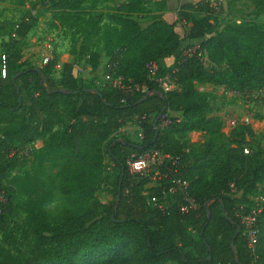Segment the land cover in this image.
Returning a JSON list of instances; mask_svg holds the SVG:
<instances>
[{"label": "trees", "instance_id": "1", "mask_svg": "<svg viewBox=\"0 0 264 264\" xmlns=\"http://www.w3.org/2000/svg\"><path fill=\"white\" fill-rule=\"evenodd\" d=\"M162 3L132 0L122 14L110 16L109 24L101 18L87 20L82 0L50 3L52 25H87L99 37L100 53L116 66L117 75L147 87L146 93L125 103L118 91L88 86L75 78L70 64L62 65L57 87L50 81L57 60L43 68L26 62L23 46L38 25L37 17L28 14L8 35L0 54L4 71V77L0 72V232L16 217L7 185L18 162L14 151L28 150L36 142L43 143L38 150L41 164L60 169L58 191L64 207L52 216L41 204L37 206L31 218L32 246L0 264H237L236 257L240 264H251L242 232L234 240L240 226L235 213L248 198L264 196L259 191L264 181V132L239 126L229 136V147L217 148L214 141L221 139L223 124L208 117L209 93L199 89L211 86L240 94L263 89L264 28L236 23L218 32L220 15L213 20L196 18L212 14L205 0L180 6L174 24L159 15L146 24L133 18L146 14L149 6L163 11ZM183 23L187 26L182 37L175 28ZM192 41L203 42L184 60L183 53L194 47ZM100 53L91 57L93 68L99 65ZM173 57L174 64L159 67L150 80L148 67ZM167 77L175 88L169 92L157 83ZM92 89L102 98L91 94ZM170 113H181V119L162 128ZM144 116H152L153 121L143 122L142 139H113L127 123ZM254 120L264 122V117L257 115ZM193 133L208 135L209 141L202 149L203 159L191 165L192 152L184 150L179 140L186 143ZM150 150L182 158L181 177L190 184L198 212L182 215L174 205L164 212L147 206L148 197H159L161 191L132 176L126 160ZM107 161L115 174L113 200L101 205L97 194L106 181ZM232 185L236 195L230 193ZM259 228L256 264H264V212Z\"/></svg>", "mask_w": 264, "mask_h": 264}, {"label": "rangeland", "instance_id": "2", "mask_svg": "<svg viewBox=\"0 0 264 264\" xmlns=\"http://www.w3.org/2000/svg\"><path fill=\"white\" fill-rule=\"evenodd\" d=\"M82 1L84 17L92 21L101 18L103 24L110 23V16L122 14V9L125 5L123 0ZM169 2H173L172 6L175 7V10H178L182 6L181 4H184L183 0H163L162 4L166 7ZM223 2L222 14L220 13V16L217 17L218 32L236 23L256 24L264 28V0L258 2L249 0H223ZM50 3L46 0H0V54L3 53V46L7 43L8 35L14 30L15 25L31 16V9L37 10L38 25L31 31L24 42V60L33 66L39 67L42 56L48 55L52 58V61L57 60L63 66L71 63L72 69H83V80L86 85L104 88V80H99L97 77L93 79L91 69L87 67L91 62L92 55L98 54L103 50L99 37L95 35L94 30H89V27L85 24L72 26L57 22L54 23L55 25H52L53 11ZM151 8L153 7L151 6ZM152 12L153 9H151L149 14ZM211 13V15H198L196 18L201 20L211 16L209 19L213 20L214 14L212 10ZM133 18L135 19L137 16ZM139 18L144 20L152 17L142 16ZM180 28L183 32L186 26L182 24ZM196 42L194 47H198L203 41ZM105 64V62H102V65L106 68ZM159 67L163 68L165 64H160ZM0 72L2 77H4L2 68ZM62 74L61 70L52 71L50 77L51 83L60 87ZM104 75L103 77H105ZM78 78L80 79V77ZM167 85L171 87L172 84L169 83ZM172 87L171 90H174V86ZM209 101L210 109L208 117L218 118L223 124L222 130H220V134H222L221 139L214 141L217 148L229 147V136L233 130L228 129L227 125L228 121L234 117H242L245 114L252 117L254 130L258 134H262L261 127L256 123L258 121L254 120L259 114L252 109H244L236 101H231L223 94L221 88H216L209 93ZM177 119H181V113H170L164 118L161 127L163 128L170 124L171 120ZM152 121L153 118L151 116L146 122ZM142 124L138 121V118L132 120L117 132L113 136V139L128 137L136 142L139 139L138 134L140 133V129H142ZM179 141L184 150L192 152L190 163L193 165L203 159L204 154L202 149L207 146L209 136L193 133L188 136L186 143L181 140ZM262 145L264 146V144ZM42 147V142H36L28 150L14 151L18 162L7 181V185L11 189V195L16 205V217L12 220L7 230L0 232V262L7 257L18 256L32 246L31 218L32 212L37 206L41 204L46 212L52 216L58 215L64 207V198L58 191L60 169L49 164H41L38 150L42 149ZM105 177L106 181L97 194V201L101 205H107L113 200L115 174L113 164L109 161L106 162ZM259 189V191H264V181ZM42 199L43 201H41Z\"/></svg>", "mask_w": 264, "mask_h": 264}, {"label": "built area", "instance_id": "3", "mask_svg": "<svg viewBox=\"0 0 264 264\" xmlns=\"http://www.w3.org/2000/svg\"><path fill=\"white\" fill-rule=\"evenodd\" d=\"M51 2L52 0H46ZM132 0H123L129 3ZM207 3L214 15H219L222 12L223 0H207ZM37 10L31 9V16L36 17ZM183 25L187 26L186 23ZM197 52L196 47L187 49L183 53V59L191 58ZM52 61L48 55H43L39 67L43 68ZM56 70H61L62 65L59 63L55 67ZM149 78L153 80L159 70L157 64H151L148 67ZM115 65L107 64L105 68L104 87L118 91L122 95L121 103H125L127 98L138 93L144 94L147 91L146 86L135 84L131 80H126L122 76L117 75ZM4 76V71H3ZM157 83L165 92H169L173 87H168L170 83L169 77L158 79ZM225 96L231 101H236L238 105L244 109H252L259 113L264 109V88L252 93L240 94L231 91H226L221 88ZM200 92H207L206 87H201ZM150 116L138 118V121L143 123ZM137 119V118H136ZM239 126H254L252 117L243 115L242 117H234L228 121L227 128L234 130ZM139 139L143 138V129H140L138 134ZM245 154H249V150H245ZM126 166L132 176L142 180H147L150 188L159 189V197H148L147 206L164 212L169 205L177 206L182 215H190L198 212L199 205L196 200L190 196L189 182L181 177V172L184 169V162L181 157H173L170 154H164L160 151L150 150L142 155L133 154L126 160ZM232 195H236L237 191L232 185L230 189ZM264 212V196L257 195L248 198L247 202L237 207L236 217L241 226L242 237L245 240L248 253L251 257V264H256L258 261V246H259V218Z\"/></svg>", "mask_w": 264, "mask_h": 264}, {"label": "crops", "instance_id": "4", "mask_svg": "<svg viewBox=\"0 0 264 264\" xmlns=\"http://www.w3.org/2000/svg\"><path fill=\"white\" fill-rule=\"evenodd\" d=\"M183 1H184V4H185V3H197V2L203 1V0H195V1L194 0H183ZM172 3L173 2H171V3L169 2V4H167V6H166L167 8H165L161 12H156V11H154L153 8H151V6H149V7H147V13L146 14H142V15H139V16L137 15V16L138 17H142V16H144V17L151 16L152 17L154 15H159V16H162V18L165 21H167L168 23H170V24L177 23V20H178V18H177V12H179V9L180 8L178 10H175V7L172 6ZM181 5H183V4H181ZM151 9H153V12L151 14H149V12L151 11ZM138 17L135 18V19L136 20H139L140 22H142L144 24H146L147 22H149L151 20V19H144V20H142L140 18L138 19ZM181 25L182 24H177L176 25L175 32L178 35H180V36L183 37L184 34H185V30H183V32H182V29L180 28ZM196 43H197L196 41H192V44L193 45H195ZM175 61H176V59L173 57V58L166 59V60L162 61L161 64H165L166 67H170V66H172L174 64ZM102 62H105L106 63L105 65H107L108 62H109V59L105 56L104 53H102L100 55V60H99L98 67L93 68L91 65H88L87 66L88 68L91 69L92 78L93 79H94V77H97V79H99V80H102L103 79V75H104V72H105V66L102 65ZM69 64H71V63H69ZM72 74H73V76L75 78L80 77V79L84 82V80H83L84 79V77H83V75H84L83 69H80V68L72 69ZM84 84H85V82H84ZM206 89H207V92L210 93V92L214 91L216 88L215 87H211V86H207ZM221 91H222V89H221ZM258 114L260 116L264 117V109L261 110ZM256 123H257V125H259L261 127L260 129H262L261 132L263 133L264 132V122H259L258 121Z\"/></svg>", "mask_w": 264, "mask_h": 264}, {"label": "water", "instance_id": "5", "mask_svg": "<svg viewBox=\"0 0 264 264\" xmlns=\"http://www.w3.org/2000/svg\"><path fill=\"white\" fill-rule=\"evenodd\" d=\"M59 92L60 93H63V94H67V95L71 94V92L64 91V90H59ZM89 92L91 94H94V95L99 96L100 98H102V94L98 90H96V89L89 90ZM159 96L163 97V95L161 93H159ZM157 122H158V120L155 121V124H154L155 127H156ZM124 171L125 170L123 169V174H124ZM118 200H119V198H118ZM210 204H211V202H208L206 204V208L207 209H209ZM240 233H241V227L240 226H237V232H236V235L234 237V240L240 235ZM234 240L232 242V248H233V253L236 256V249H235V246H234ZM235 261H236L237 264H240L237 257L235 258Z\"/></svg>", "mask_w": 264, "mask_h": 264}]
</instances>
